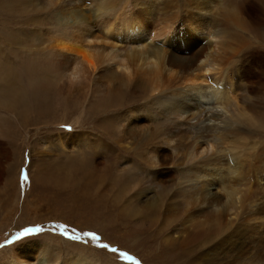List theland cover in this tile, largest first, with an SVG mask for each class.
Returning <instances> with one entry per match:
<instances>
[{"label": "rangeland", "instance_id": "obj_1", "mask_svg": "<svg viewBox=\"0 0 264 264\" xmlns=\"http://www.w3.org/2000/svg\"><path fill=\"white\" fill-rule=\"evenodd\" d=\"M106 1L113 10L98 11V0H0V262L10 255L12 245L38 244L47 247L43 252L49 264L71 256L90 264H132L121 259L120 252L143 264H264V0ZM124 20L144 31L148 47L173 46L189 57L192 49L208 45L206 56L215 62L209 75L220 71L219 66L230 68L235 101L247 115L243 124L227 129L219 105H194L184 97L188 114L150 119L143 105L151 94L128 101L135 97L129 90L135 80L120 87L105 84L100 74L116 60L126 61L135 46ZM74 21L89 31V42H83L86 52L97 61L104 58L90 81L80 72V63L67 69L55 63L46 50L54 41L36 40ZM195 21L216 32H195ZM109 23L111 35L106 33ZM120 90L111 101L108 96ZM129 102L142 108L139 117L128 111ZM147 130L153 135L140 142ZM197 130L200 135L195 137ZM215 131L222 132L225 141H210ZM135 133L138 137L130 140ZM156 151L167 153L168 163L159 165ZM227 154L243 163L247 183L242 182L247 186L241 183L239 188L249 189L244 198L238 193L241 202L222 214L218 226L203 223L198 228L201 236L189 239L186 213L206 206L193 200L192 192L204 197L210 191L223 202L224 189L213 175L194 181L186 174L202 158ZM22 171L27 181L22 182ZM60 224L81 239L53 231ZM36 226L43 231L13 240L24 228ZM84 232H95L100 240ZM101 244L118 252L102 249Z\"/></svg>", "mask_w": 264, "mask_h": 264}, {"label": "bare ground", "instance_id": "obj_2", "mask_svg": "<svg viewBox=\"0 0 264 264\" xmlns=\"http://www.w3.org/2000/svg\"><path fill=\"white\" fill-rule=\"evenodd\" d=\"M98 1H100V3L98 2V5H97L98 11H101V12H107L108 11L109 12V11L113 10V7L109 6L111 4V2L108 5L106 0H98ZM148 1L150 2V0H148ZM148 1H146V2H148ZM192 1H194V0H192ZM208 2H210V0ZM222 2H223V0H222ZM234 4H235V2H234ZM144 5H146V4L144 3L143 6ZM114 6H116V5L114 4ZM215 10H213V11H215ZM218 10L215 11V12H217V14H218ZM151 12H154V11H151ZM226 12L227 11H225V14H227ZM229 13L232 16H235L234 12L233 13L229 12ZM188 14H189V12H188ZM58 17L61 18V21H62L63 17H60L59 15H58ZM57 19H56V21H57ZM207 20H209V19H207ZM124 21H126V22H124ZM124 21H123V23L126 24V25L123 24L124 27L127 26V29L132 32V35H131V37H133L132 45L134 43L135 46L131 47L129 53H127L125 51L127 53V55L129 56L126 61H125V59L116 60L112 66L106 67V70L100 74V76L103 79H105V81H104L105 84L106 83L110 84L113 82V83H116L118 87H120L121 85H124L129 80H131V81L135 80L138 85L136 84L135 86H132L129 89V90L132 89L131 93H133V95H135V97L128 100V101H134V103H135L137 100L145 98L146 96L151 94V97L149 99H147V100H145L146 98L144 99L145 102L143 105V112H145L146 116L150 117V119L155 117V116H160L161 114H165L167 116L170 114H178V113H186V112H187L186 114H188L190 112V110L184 111V108L186 105L189 107H190V105L188 103L184 104L182 102V99L184 97V98H186L185 100H187V101H189V100L193 101L194 105L199 104L200 102L209 103L210 101H213L214 104L219 105L220 108L225 111L226 116H225L223 121H225V127L226 128L228 127L227 129H232V126L238 122H242V124H243V121L245 119H247V115H246L245 110L242 109V107H240L235 101V96H234L235 90H234V86H233V82H232V73H231L230 68L225 67V66H219L220 71L217 70L218 71L217 73L214 72L215 74L209 75L210 74L209 71L214 69L215 62L212 60H209L206 56V52H208L207 50H210V48L208 49V45L207 46L201 45L198 49L196 48L197 51H194V49H192L190 52H188L190 54L189 57H187L183 52L177 51V49L173 46L172 47L170 46V48L167 50H161L160 48H156V47H148L149 45L147 46V40L145 39L146 34H144V31H142L139 27L135 26V25H137L135 22L128 21V20H124ZM184 22H186V21H184ZM81 25L84 26V28ZM108 25H109V27L107 28L106 33L111 35L110 31H112L113 29H112V26L110 23ZM192 25H193L192 29L197 33L198 32H206L208 34H211V33L213 34L216 32L214 30H211L210 29L211 27L208 28V26L205 25L204 22L200 24L199 22L195 21L192 23ZM192 25H190V26H192ZM67 26L70 28H68ZM54 28H53L54 32L52 34H49L48 37L46 35V38H43V39L37 38L36 40H38L39 42H43V43H44V41H47V42L49 41V43L51 41H54V43H50V45L46 46V48H47L46 50H48L49 53L51 54V56H53L55 58V60H54L55 63L62 64L65 69H67V67L71 66V64L76 66L77 63H80L82 66L80 72L86 73L85 76H87V80L90 81L91 75L94 74L95 71H98L100 64H101V62H103L104 58L102 56L103 59L100 61L99 60L97 61L94 59L93 56H91V53L89 54L86 52L87 51L86 49L88 47H86L85 49L83 48V42H85V40L87 42H89V39H88L89 38L88 37L89 31H88V29L85 27V25H83L81 23L78 24L76 21H74L72 24H70V26H69V24H66V22L63 23L62 26L59 27V29H58L59 32H57V33H55ZM169 29H170V27H169ZM215 29L217 30V28H215ZM217 35H219V34H217ZM174 37H176V36H174ZM217 37H219V36H217ZM230 37H232V36H230ZM233 37H235V35ZM189 38H190L189 40L192 41L194 43V45L197 44L196 38H194V37H189ZM212 38H215V37H212ZM236 38H238V37H236ZM34 39H35V37H34ZM117 40H119V39H117ZM117 40H116V42H117ZM215 40H216V38H215ZM233 40H234V38H233ZM32 41H33V39H32ZM110 44H112V43H110ZM215 44H216V42H215ZM222 44H223V42H222ZM132 45H130V46H132ZM214 46H216V45H214ZM222 49H224V48L222 47ZM116 51H119V50H116ZM226 53H227V51H226ZM226 53H224V54H226ZM122 56H123V54H122ZM104 57L106 58V56H104ZM109 57L110 56L108 55L107 59ZM226 57H228V56H226ZM226 57H224V58H226ZM231 61H232V59L230 60V62ZM230 62H229V64H230ZM226 63H228V62H226ZM219 64H221V63H219ZM230 65H228V66L230 67ZM226 66H227V64H226ZM117 70H119L120 72H118ZM6 73H5V75H6ZM28 73H30V72H28ZM7 75H8V73H7ZM9 76H10V74H9ZM114 87H116V86H114ZM120 94H121V90H120V93L118 92V94H114V95L108 96V97H110L111 101H116L117 96L119 97ZM128 101L126 100V102H128ZM191 101H189V102H191ZM104 102L107 104V100H104ZM134 103L129 102L130 107H128V111L130 113L133 112L135 117H139V115L142 114V113H139V112H141L142 108L135 107ZM146 129H147V127H146ZM198 130L195 132V137L200 135V131H198ZM209 130H210V127H209ZM147 131H143L144 137L143 136L140 137V138L143 137L140 140V142L143 140L147 141L148 140L147 136H149L151 133L153 135V133H154L153 130L148 131V132ZM121 134H122V132H121ZM125 135L127 136V133ZM223 135L224 134L222 132L215 131V133H213V136L210 138V141H213L216 143L217 142L221 143L220 141L222 140ZM137 137H138L137 133L132 134L130 136V140L136 139ZM195 139H197V138H195ZM224 139H225V137L223 138V140ZM207 141H208V139H207ZM82 142H84V141H82ZM226 142H225V144H227ZM58 145L60 147H62L63 144H62L61 140H59ZM235 150H237V149H235ZM156 155L158 156L159 165L168 163L169 155H167V153H165V152L160 153V152L156 151L155 156ZM231 155H233V154L231 153ZM237 155H239V154H237ZM197 157L199 158V156H197ZM194 158H195V156H194ZM236 160H234V159L232 160L231 157L228 156V154H227V156H223V157L221 156V157H214V158H204V159L202 158V160H199L196 163V165L193 166L194 172H193V168H192L191 172L186 174V175H188V178H194V181H196V179L198 181H200L201 179H203L201 177H204V180H205L206 176L213 175L214 177L212 179H214L216 182H219L222 185V188L224 189V196H223V202H221L210 191H207L206 194L204 195V197L200 196V194L198 193L197 190H194L192 192L191 196L193 194L195 195V197H192L193 200L198 201V199H199V203H201V204L206 203V206L202 207L201 209H199V208L197 209L195 207L197 209V210L195 209V211H196L195 214L186 213L187 218H185L184 220L187 224H189L188 228H191V231L188 230L189 232L186 233L185 237H189V239H190V236H195V237L198 235L201 236L202 230L199 231L198 228L203 223H208V224L215 226V227L218 226V223H219V220H220L222 214L228 213V211L231 210L230 208H232V206L234 207V204L238 205L242 200L241 198L245 197V195H244L245 190L247 191V188L249 189V187H243V189L245 188L244 191L241 190L242 188H239L241 183L244 184V182H242V181H246V180H245V172L243 169V163L237 164L236 162H234ZM169 161H171V160H169ZM232 163H234V164H232ZM261 165L263 166L264 164H261ZM232 168H233V170H232ZM199 173L201 175H199ZM256 173H258V172H255V174ZM261 180H262V178L260 179V181ZM206 181H207V179H206ZM212 183L213 182L207 183V185L208 186L212 185ZM246 183H247V181L245 182V184ZM205 184H206V182H205ZM245 184L243 186H247ZM184 193H187V192L184 191ZM238 193L242 194V197ZM197 194H199V195L196 196ZM185 196H186V194H185ZM238 198H240V199H238ZM196 214L200 215V216H198V218L202 216L203 219L202 220H199L198 218L196 219V217H195ZM184 215H185V213H184ZM262 217H263V215H262ZM203 232H204V230H203ZM234 233H236V232H234ZM237 234H239V232H237ZM182 242H184V240ZM11 248H10V250L8 249L10 251V253H9L10 255L8 257H6L4 261L0 262V264H49L50 263L48 260H46L47 257L45 256V253L43 252V250L45 248H47L46 246L41 248L38 244H33L32 246H27V245L20 246V244H15V245H12ZM9 257H10V259H9ZM58 264H90V263L85 258H80V257H75V256L72 257L71 256L68 259L60 260L58 262Z\"/></svg>", "mask_w": 264, "mask_h": 264}, {"label": "snow or ice", "instance_id": "obj_3", "mask_svg": "<svg viewBox=\"0 0 264 264\" xmlns=\"http://www.w3.org/2000/svg\"><path fill=\"white\" fill-rule=\"evenodd\" d=\"M21 180H22V182L28 180V174L26 171H22ZM56 229H59V232L62 236L67 237L71 240L78 241L81 239L80 235H70L69 232L66 230L67 225H64V224L56 225V226H54L53 231H55ZM41 231H43V229L40 226H36L34 228H24L22 231L18 232L15 237H13V240H19L22 237H27L33 233H38ZM83 235L90 237L91 240H93V241H99L100 240V237L95 232H84ZM7 243L10 244V243H12V241H7ZM0 247H3V246L0 245ZM99 247L102 249H108L112 253L118 252V249L115 247L109 249L108 244H101V245H99ZM119 255H120L121 259L131 261L132 264H143V262L141 260L137 259L133 255H130L128 252H120Z\"/></svg>", "mask_w": 264, "mask_h": 264}]
</instances>
